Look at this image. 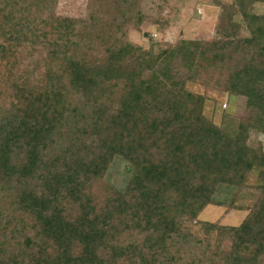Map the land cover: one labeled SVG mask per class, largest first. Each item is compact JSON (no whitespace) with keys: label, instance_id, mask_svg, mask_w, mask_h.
Returning a JSON list of instances; mask_svg holds the SVG:
<instances>
[{"label":"trees","instance_id":"trees-1","mask_svg":"<svg viewBox=\"0 0 264 264\" xmlns=\"http://www.w3.org/2000/svg\"><path fill=\"white\" fill-rule=\"evenodd\" d=\"M235 2L247 35L155 53L126 39L150 18L144 0H89L83 19L56 16L57 0H0V264H264V148L251 145L264 135V16L246 10L264 0ZM203 60L246 98L234 133L186 90ZM118 158L124 189L106 180ZM251 173L260 196L240 225L206 222L215 240L188 231L225 205L220 185Z\"/></svg>","mask_w":264,"mask_h":264},{"label":"rangeland","instance_id":"rangeland-1","mask_svg":"<svg viewBox=\"0 0 264 264\" xmlns=\"http://www.w3.org/2000/svg\"><path fill=\"white\" fill-rule=\"evenodd\" d=\"M88 2L89 0H57L55 15L72 19L86 18ZM143 9L150 18L144 21L140 30L130 29L126 39L146 50L153 49L155 53L164 50L169 44H178L184 40L206 42L248 34L235 0H168L166 3L144 0ZM246 10L264 16V3L249 2ZM30 50L34 53L32 57L26 49L23 50L25 65L28 61L31 63L39 58L38 51ZM236 51V47H231L228 58L231 59L234 53L239 54ZM204 61L206 60L194 71L195 79L186 84V90L200 98L198 106L208 119L234 133L238 124L249 116L246 98L230 96L224 91L229 70H209L210 61ZM251 145L264 148V135L252 133ZM130 176L129 164L118 158L108 171L106 180L124 189ZM258 183V174L251 173L245 188L220 185L215 198L225 205H208L199 215V220L194 224L188 223L186 228L201 238L215 240L216 233L209 230L206 222L240 225L260 196V191L256 189Z\"/></svg>","mask_w":264,"mask_h":264}]
</instances>
